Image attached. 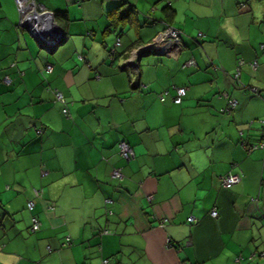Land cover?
<instances>
[{
  "label": "crops",
  "instance_id": "obj_1",
  "mask_svg": "<svg viewBox=\"0 0 264 264\" xmlns=\"http://www.w3.org/2000/svg\"><path fill=\"white\" fill-rule=\"evenodd\" d=\"M35 1L56 46L0 0V264H264V0Z\"/></svg>",
  "mask_w": 264,
  "mask_h": 264
},
{
  "label": "built area",
  "instance_id": "obj_2",
  "mask_svg": "<svg viewBox=\"0 0 264 264\" xmlns=\"http://www.w3.org/2000/svg\"><path fill=\"white\" fill-rule=\"evenodd\" d=\"M14 1L15 3L17 2L16 8L19 15L18 24L21 27L26 26L28 30L31 32V34L34 35L38 40L44 41L48 44H53L59 35H57L53 29L54 20L51 18L52 13L47 9H45L41 4L36 3L35 0H14ZM180 35L181 32L178 29L167 25L165 26V28L162 29V31L158 33V35L154 38V40L151 43H148L147 45L142 47V51L147 49H153L155 52H159V53L177 54L179 50H181L182 48L180 43ZM117 44L118 41L116 42V45ZM138 49L140 48H137V51L135 50L137 54L140 53ZM130 54L131 56L128 57L127 62L134 61L135 52L131 51ZM185 64L191 65L193 64V61L190 60ZM251 65L253 68H255L257 65L256 61H252ZM45 70L49 72L51 70V67L47 65L45 66ZM236 75L237 74H235L234 77H236ZM4 82H7V79H4ZM251 90L255 91V89L253 88H251ZM184 94H185V89L183 87H176L175 94L172 98L173 102L176 104L180 103L181 98ZM54 96L57 101L64 103V98L61 92L55 91ZM263 100H264V96H263ZM235 104H236V100L227 99L224 110L227 113H230L231 110L235 107ZM62 112L66 114L67 110L63 108ZM258 122L264 125V118L258 120ZM263 145L264 142L261 144V146ZM118 152L122 158L128 159L130 153L129 145L125 141H119ZM112 175L118 178L121 176V173L119 172L118 169H114ZM239 180H240L239 174H234V173H227L219 177V182L221 186L225 188H229L230 186L239 182ZM33 192L35 195H38L40 191L33 190ZM27 206L29 209H31L33 207V202L31 200L28 201ZM210 214L212 216H215L217 212L216 210L213 209L210 211ZM187 221L194 222L195 219L194 217L189 216L187 218ZM30 228L33 231L39 228V222L35 217H33L31 220ZM69 241H70L69 238L66 237L63 245L68 244ZM263 254L264 253H261V255Z\"/></svg>",
  "mask_w": 264,
  "mask_h": 264
},
{
  "label": "trees",
  "instance_id": "obj_3",
  "mask_svg": "<svg viewBox=\"0 0 264 264\" xmlns=\"http://www.w3.org/2000/svg\"><path fill=\"white\" fill-rule=\"evenodd\" d=\"M122 7H125L126 8V12L124 13V12H119L118 10H120V8H122ZM114 10H116L117 11V15H116V17H115V19L113 18V20H111V23H110V26H115L116 25V20L117 19H122V18H124L126 15H127V13L129 14L130 13V11H133L132 10V7H131V4H128L127 2H125V1H120V3L118 4V5H116V6H114V7H112L110 10H109V12H113ZM162 11L164 12L163 14H164V18H165V20H164V27L163 28H165V26H167V25H169L170 24V20H171V16H172V13H173V9H171L169 6H164L163 8H162ZM128 17V16H127ZM180 37H181V35H180ZM181 43V42H180ZM182 44V43H181ZM262 48V47H261ZM262 50H263V48H262ZM47 65H49V64H45V66H47ZM50 66V65H49ZM51 67V66H50ZM44 71H46L45 70V67H44V69H43ZM51 70H52V68H51ZM51 70L49 71V72H51ZM46 72H48V71H46ZM48 72V73H49ZM57 91V90H56ZM55 92V91H54ZM234 109V108H233ZM232 109V110H233ZM231 110V111H232ZM264 135H262V137H263Z\"/></svg>",
  "mask_w": 264,
  "mask_h": 264
},
{
  "label": "water",
  "instance_id": "obj_4",
  "mask_svg": "<svg viewBox=\"0 0 264 264\" xmlns=\"http://www.w3.org/2000/svg\"><path fill=\"white\" fill-rule=\"evenodd\" d=\"M51 18L53 19V14H51ZM22 28H25V29H27L28 30V28L26 27V26H22ZM53 29H54V31L56 32V34L57 35H61L62 34V29L60 28V26L58 25V24H56L55 22H53ZM29 31V30H28ZM59 37V36H58ZM58 37H57V39L55 40V46H56V44L58 43L57 41H58ZM41 42H43V43H46V42H44V41H41Z\"/></svg>",
  "mask_w": 264,
  "mask_h": 264
},
{
  "label": "rangeland",
  "instance_id": "obj_5",
  "mask_svg": "<svg viewBox=\"0 0 264 264\" xmlns=\"http://www.w3.org/2000/svg\"><path fill=\"white\" fill-rule=\"evenodd\" d=\"M138 2L141 3L142 5L146 6V7H151V3H152L151 0H138ZM15 4L17 5V2ZM151 55H153V54H151Z\"/></svg>",
  "mask_w": 264,
  "mask_h": 264
},
{
  "label": "bare ground",
  "instance_id": "obj_6",
  "mask_svg": "<svg viewBox=\"0 0 264 264\" xmlns=\"http://www.w3.org/2000/svg\"><path fill=\"white\" fill-rule=\"evenodd\" d=\"M52 13V12H51ZM38 16V15H37Z\"/></svg>",
  "mask_w": 264,
  "mask_h": 264
},
{
  "label": "flooded vegetation",
  "instance_id": "obj_7",
  "mask_svg": "<svg viewBox=\"0 0 264 264\" xmlns=\"http://www.w3.org/2000/svg\"><path fill=\"white\" fill-rule=\"evenodd\" d=\"M181 42V41H180Z\"/></svg>",
  "mask_w": 264,
  "mask_h": 264
}]
</instances>
